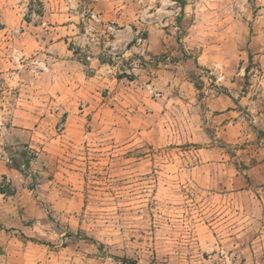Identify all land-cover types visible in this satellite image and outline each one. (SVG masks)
Wrapping results in <instances>:
<instances>
[{
    "label": "rangeland",
    "instance_id": "rangeland-1",
    "mask_svg": "<svg viewBox=\"0 0 264 264\" xmlns=\"http://www.w3.org/2000/svg\"><path fill=\"white\" fill-rule=\"evenodd\" d=\"M68 1L83 19L71 46L87 66L114 65L102 74L119 81L101 89L80 67L72 88L53 54L20 52L18 29L0 22V164L22 174L0 176V264H264V179L251 171L264 148V0ZM41 12L29 0L27 19ZM129 22L141 27L136 43L164 37L169 49L123 55L113 40ZM168 55L172 91L167 77L153 83L155 66L132 70ZM128 77H141L131 100L173 96V112L116 118ZM90 98H111L105 118L93 117L99 108L72 118L63 103L84 109ZM22 209L25 219L11 218Z\"/></svg>",
    "mask_w": 264,
    "mask_h": 264
},
{
    "label": "crops",
    "instance_id": "crops-1",
    "mask_svg": "<svg viewBox=\"0 0 264 264\" xmlns=\"http://www.w3.org/2000/svg\"><path fill=\"white\" fill-rule=\"evenodd\" d=\"M39 1L42 5V12L34 19H27V17L29 16L30 18L32 17L31 13H28L29 0H0V22L2 23L4 29H7L9 31H17L18 29V33L16 32L13 37V41L15 42V44H17L18 42L20 45L17 49H19L20 52L26 54H31L33 52L39 53L40 58L42 56H48L49 53L53 54L56 60V62L53 63L55 67L56 77L59 78L60 76V78L63 79L65 77L71 78L72 80L69 82H71L72 88L80 86V84H76L75 81V75L79 76V73L76 70H78L80 67H89V69L92 71L89 76L92 79H96L97 77H100L102 80L104 79V81L99 80L101 81L102 86L97 87L105 89L102 87H109L110 83V85L113 84L111 89H114L116 87V85H114V82L119 81V79L117 77H114L113 79H110L108 77L105 78V76L102 74L105 73L107 75L108 70L114 68V65L100 61L97 57H95L94 60L90 62V65L87 66L79 57V50L76 51V49L71 46V41L81 36L80 34L83 21L81 14L78 13L77 15L76 11L73 9V2L71 3L68 0ZM156 26L158 27V25ZM156 26H149L148 29H150L151 32H154L153 30H156V32H158ZM140 29L141 27L137 24V22L127 23L126 26L121 29V32L116 34L115 39L113 40L114 47L121 48V51H124L123 55L125 56L128 54L138 53L137 55L140 58L144 59H149L151 54L157 55L160 51H164V49H167V47L169 49V46H166L163 43V41L166 39L164 37H161L160 39L162 43L161 46L158 44L154 46V44H156L158 40H156L154 44H151L152 35H150V37L146 39V42L144 44L136 43L134 40ZM15 47H17V45H15ZM105 47L106 39L103 40V46H100V48H98L96 52H103ZM171 55L176 54L175 52H173ZM170 59V55H168L165 60L158 62H154V60L151 59L145 62V66L143 65V67L137 66L136 64L134 66L132 65L133 63H131L132 70L136 75L140 73L143 76V73L146 71L147 66H155L158 77L155 78L153 83L156 84L157 88H159L161 82H166L165 79L167 77L168 90L172 91L175 86V80L174 74H170L172 71H170L169 66H174L170 63ZM193 62L195 63L194 65L189 63V60L185 61L188 66L196 69H198V65H203L201 59ZM154 63L158 64L154 65ZM163 65L168 69H160ZM49 70L51 72L53 69L51 70V68H49ZM170 77H172V79H170ZM125 78L126 76L122 79ZM128 78L129 79L127 83H119V87L116 89L118 93L114 94L113 97L118 98V102L112 101L116 105L114 109H118L116 110V112L113 111L116 118H137L138 115L141 114V111L145 112V114L147 115L146 117L165 118L166 114H170L173 112L171 106L174 102H177V99L175 100L176 97L173 96L163 94V97L158 99H147L146 103H135L133 100H131L130 97L136 92L137 88H141L136 86V82H139L141 77L140 79L139 77ZM105 81H107L108 83H106ZM94 87L86 86L85 88V85H82L81 88L82 90L86 89L87 92H89L90 90L95 91L96 88ZM64 88V83H62V85L57 89L63 91ZM91 95L93 94L91 93ZM220 97L221 96H219V98ZM103 98L107 97L104 96ZM89 101H91L90 104L84 109L78 108V105H80V102H78V100L70 99L64 101L63 103L67 107H69L71 111L70 116L72 118L83 120V118L87 117L94 109L96 110L97 108L99 109L97 112H93V117L95 118L97 116L99 118H105L106 116H101L100 112H106L108 110V102H111V98L108 99V102H103L101 105L100 103L97 104L94 99L90 98ZM233 101H235L234 98L229 96V105H233ZM75 108H78V110ZM259 155L262 156L261 162L254 166L251 171H253L252 173L254 174H258V177H260V179H264V148L260 151ZM1 175L9 177L13 181H20L22 177V174L19 170L6 164H0V176ZM2 197H4V193H0L1 200ZM2 206L6 207L8 206V204H2ZM5 209L8 208L6 207ZM23 212V209L22 212L20 210H17V212H13V214H11V218L19 219L20 221H22L26 217V214Z\"/></svg>",
    "mask_w": 264,
    "mask_h": 264
},
{
    "label": "trees",
    "instance_id": "trees-1",
    "mask_svg": "<svg viewBox=\"0 0 264 264\" xmlns=\"http://www.w3.org/2000/svg\"><path fill=\"white\" fill-rule=\"evenodd\" d=\"M174 1L178 2L181 5L182 8H184V6L186 5V0H174ZM0 191L4 192L5 190L0 188Z\"/></svg>",
    "mask_w": 264,
    "mask_h": 264
},
{
    "label": "built area",
    "instance_id": "built-area-1",
    "mask_svg": "<svg viewBox=\"0 0 264 264\" xmlns=\"http://www.w3.org/2000/svg\"><path fill=\"white\" fill-rule=\"evenodd\" d=\"M97 20H98V18H97ZM91 40H92V41H94V40H95V38H94V37H92V38H91ZM212 73H213V72H212ZM219 79H220V78L218 77V78H217V80H219ZM155 95H157V96H158V95H160V94H159V93H157V92H155Z\"/></svg>",
    "mask_w": 264,
    "mask_h": 264
}]
</instances>
